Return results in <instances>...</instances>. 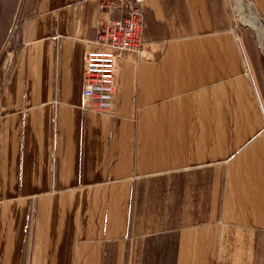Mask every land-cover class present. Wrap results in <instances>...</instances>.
<instances>
[{"label":"crops","instance_id":"0c3cea01","mask_svg":"<svg viewBox=\"0 0 264 264\" xmlns=\"http://www.w3.org/2000/svg\"><path fill=\"white\" fill-rule=\"evenodd\" d=\"M145 4L111 112L84 94L102 0L25 21L0 97V264H264L260 34L227 0Z\"/></svg>","mask_w":264,"mask_h":264},{"label":"built area","instance_id":"2783aa9c","mask_svg":"<svg viewBox=\"0 0 264 264\" xmlns=\"http://www.w3.org/2000/svg\"><path fill=\"white\" fill-rule=\"evenodd\" d=\"M98 49L86 54L84 94L92 109L111 112L117 90V67L124 50L140 51L146 24L145 0H102Z\"/></svg>","mask_w":264,"mask_h":264},{"label":"rangeland","instance_id":"374dc122","mask_svg":"<svg viewBox=\"0 0 264 264\" xmlns=\"http://www.w3.org/2000/svg\"><path fill=\"white\" fill-rule=\"evenodd\" d=\"M227 1L229 2V25L233 26L235 30L248 26L258 36L257 30L252 24L245 21L257 13L252 0H247L248 6L243 4L240 10L234 0ZM237 1H239L238 4H242L241 0ZM38 2L39 0H0V97L12 64L25 45L24 23L35 13ZM262 23L264 25V19H262Z\"/></svg>","mask_w":264,"mask_h":264},{"label":"bare ground","instance_id":"6f19581e","mask_svg":"<svg viewBox=\"0 0 264 264\" xmlns=\"http://www.w3.org/2000/svg\"><path fill=\"white\" fill-rule=\"evenodd\" d=\"M242 1L245 3V5H247V0L246 1L245 0H242ZM248 20L251 22V24L259 32L260 37H261V43H262V46H263V49H264V25L262 23L261 18L259 17V15L257 13H254V15L251 18H248Z\"/></svg>","mask_w":264,"mask_h":264}]
</instances>
